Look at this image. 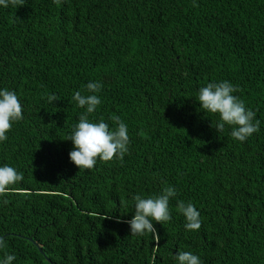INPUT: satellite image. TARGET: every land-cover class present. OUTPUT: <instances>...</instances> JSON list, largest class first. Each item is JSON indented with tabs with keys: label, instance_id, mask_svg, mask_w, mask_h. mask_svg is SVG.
Segmentation results:
<instances>
[{
	"label": "trees",
	"instance_id": "trees-1",
	"mask_svg": "<svg viewBox=\"0 0 264 264\" xmlns=\"http://www.w3.org/2000/svg\"><path fill=\"white\" fill-rule=\"evenodd\" d=\"M196 3L0 6V90L16 92L24 117L0 142V167L24 177L0 197V262L7 252L12 264H178L188 251L202 264H264V0ZM222 81L260 121L244 142L230 126L217 132L219 115L199 103L200 88ZM89 82L103 85L89 120L115 128L118 116L130 137L123 161L91 170L70 161L68 140L85 111L74 93ZM167 186L177 195L171 220L153 222L159 243L132 236L134 197ZM178 201L200 212L198 231Z\"/></svg>",
	"mask_w": 264,
	"mask_h": 264
},
{
	"label": "clouds",
	"instance_id": "clouds-1",
	"mask_svg": "<svg viewBox=\"0 0 264 264\" xmlns=\"http://www.w3.org/2000/svg\"><path fill=\"white\" fill-rule=\"evenodd\" d=\"M61 2L62 0H54L57 5ZM24 3L25 0H0V6L4 8L9 5L21 7ZM193 6H199L196 0H193ZM102 87L100 82H89L85 86L84 93L76 91L73 96L78 107L85 109L68 137L74 146L69 153L70 161L79 169H93L97 159L102 162H110L114 158L123 161L129 150L128 128L120 117L111 118L116 125L115 128H110L103 118L98 123L89 120V115L101 104L97 93ZM238 91V87H234L228 81L208 83L200 88L198 100L204 112L219 115V122L214 127L217 132H223L226 125L230 126L231 136L237 141L244 142L260 130V121L255 118L256 113L246 108L244 101L234 95ZM47 99L49 103L58 101L55 95H49ZM23 118V108L16 92L8 89L0 90V142L7 140L6 133L12 129L13 122L21 121ZM23 178V173H19L14 167L8 165L0 167V197L6 196L11 191L9 186L17 184ZM176 195V189L172 186L164 187L158 196L142 198L136 195L135 214L131 220L126 221L130 225L131 235L151 234L159 243L160 236L153 222L162 225L171 220L169 201ZM4 202L7 203V200ZM177 211L185 218L187 231H198L201 228L200 212L192 203L178 201ZM108 218L111 217L105 216L104 219ZM6 246L5 238L0 236V250L5 249ZM15 259L14 255L5 252L0 264H12ZM176 260L178 264H202L197 255L188 251H179Z\"/></svg>",
	"mask_w": 264,
	"mask_h": 264
}]
</instances>
